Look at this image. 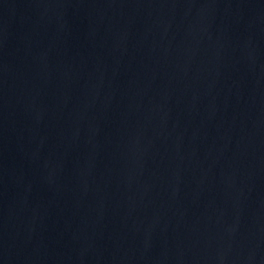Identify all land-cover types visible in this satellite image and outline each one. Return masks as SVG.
Listing matches in <instances>:
<instances>
[{
  "label": "water",
  "instance_id": "water-1",
  "mask_svg": "<svg viewBox=\"0 0 264 264\" xmlns=\"http://www.w3.org/2000/svg\"><path fill=\"white\" fill-rule=\"evenodd\" d=\"M0 264H264V0H0Z\"/></svg>",
  "mask_w": 264,
  "mask_h": 264
}]
</instances>
